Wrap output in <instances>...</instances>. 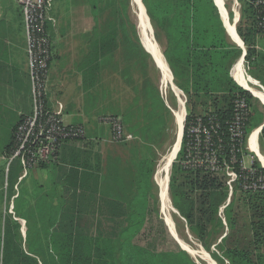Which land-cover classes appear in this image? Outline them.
<instances>
[{
    "label": "trees",
    "instance_id": "obj_1",
    "mask_svg": "<svg viewBox=\"0 0 264 264\" xmlns=\"http://www.w3.org/2000/svg\"><path fill=\"white\" fill-rule=\"evenodd\" d=\"M142 3L153 26L167 33L168 45L164 56L176 86L194 101V106L192 105L189 114H186L185 132L189 121L194 117L213 115L221 122L225 134V122L232 115L233 101L237 97H245L250 106L251 95L235 84L229 76V67L239 56L240 50L227 42L212 0H142ZM247 5L250 8L249 4ZM122 6L125 14L127 8L125 1ZM114 11L117 12V8L114 7ZM115 24H117L116 21L111 22L112 27L123 29L122 38L113 34L110 38L102 37L98 40L96 50L92 54L96 65L92 64L84 68V72L91 74L92 78V83L88 80L87 88L95 86L94 76L97 77V84L99 83L102 70L100 64L106 53L113 52L122 46L123 56L127 57L130 63L129 66L125 65L122 68L128 77L127 81L125 78V85L138 93L140 101L146 103L145 107L150 111L149 119H158L155 126L153 125V130H156V126L163 123L166 113L155 84L144 74L147 54L136 40V31L131 27V30L127 31L125 22L121 24L120 21L117 26ZM190 29L193 33L192 39ZM239 34L247 43L248 53L251 55L249 30L243 33L239 29ZM170 52L173 53L174 61L181 67L180 73L172 66ZM263 61L264 56H262ZM189 66L193 72L192 83H189ZM138 69H141L144 74L141 81L135 77ZM260 77L264 84V75ZM197 104L202 107L209 106L211 110L207 108L206 113L197 114L195 107ZM130 109L131 106L126 107L120 117L124 128L128 125V130L136 135L131 125L133 121L129 120V117L134 114L129 111ZM114 115L119 114L116 112ZM255 119L256 117L250 112L247 134L250 133L252 121ZM17 124L12 127L8 144L2 150V153L7 156L13 150L14 131ZM125 130L128 133V130ZM0 134L7 138L9 133ZM260 140L264 145V127L260 132ZM184 143L185 136L177 156L176 170L170 177L169 190L173 207L183 217L189 231L201 241L219 264H264V188L248 191L235 186L229 203L225 205L228 187L222 175L181 166ZM48 165V163L42 164L39 168ZM152 165V160L148 157H143L136 163L130 211L124 212L123 218L121 213L119 214L122 222L126 224H118L116 227L118 231L111 235H105L103 232L90 233L86 227L91 226H75L72 211H59L61 206L68 208L65 196L57 197L58 201L65 197V201L64 199L61 201L62 205L52 206L50 200L42 199L46 201L36 213L32 214L31 223L18 208L17 198L20 193L18 192L13 198L15 216L29 221H27L24 242L26 248L20 247L19 242L15 247L11 246L14 240L12 239L13 229H17L20 225L17 222L12 223L10 216H5V229L9 239L1 248L0 264H10V260L12 264H198L178 245L173 251L158 252L134 242V238L142 230L149 199L153 197ZM80 166L83 171L79 172V182L81 191L84 193L83 188L84 186L88 188L89 177H91L88 171V155L82 157ZM253 166L257 173L264 177V168L256 161L253 162ZM10 168L11 165L7 173L6 198L10 196L9 192L13 191V186L15 187L17 182L15 177L10 176ZM76 173L78 171H75ZM62 183L64 185V182ZM2 195H0V204ZM14 195L15 193L12 196ZM81 198L85 200V196L82 195ZM221 208H223L222 212ZM75 214L78 217L84 215L81 212ZM170 234L172 235L171 231ZM210 235H212L211 239L215 235V239L208 242L207 238ZM172 237L175 239L173 235ZM215 242H218L216 247L219 254L213 253L210 249ZM0 244H2L1 237Z\"/></svg>",
    "mask_w": 264,
    "mask_h": 264
},
{
    "label": "crops",
    "instance_id": "obj_2",
    "mask_svg": "<svg viewBox=\"0 0 264 264\" xmlns=\"http://www.w3.org/2000/svg\"><path fill=\"white\" fill-rule=\"evenodd\" d=\"M8 1L9 7L17 11L14 12L13 10L12 13L9 12L0 18V133H9L7 138L2 134L0 135L2 136L1 142H5L6 145L10 139L12 127L17 124L22 116L30 114L32 108L24 21L21 11L17 9L19 5L17 6L16 0ZM212 2L217 9L227 42L240 50L239 56L229 67V76L235 84L251 95V113L256 119L252 121L250 133L254 129H258V135L256 152L255 150L248 151L253 157V162L256 161L263 167L264 145L260 140V132L264 127V100L256 95L253 90L255 89L264 95V84L260 77L264 75V61L262 62L264 35H260L258 31L256 32L254 13L250 5V8H248V0H244L246 5L243 9L240 7L237 14L234 11H228L226 3H224L225 17L219 5H217L218 3L215 0H212ZM122 5V0H52L51 2L50 14L54 21L47 28L48 36L51 39V61L49 64L46 105L50 109L60 110L63 122L67 125H83L87 130V138L63 143L53 163H49L44 168L36 167L32 169L34 174L31 175L29 181L34 186L41 184L46 186V189L36 188L31 195L38 199L46 198L50 200L52 206L55 204L62 205L61 201L63 199L65 201L66 197L68 208L61 206L59 211H72L75 226L93 225L90 222H93L94 226H99L102 224L99 221L103 220L118 221L121 219L122 221L123 213L130 211V198L134 194L135 181L133 180V174H131L134 169L130 162L134 165L136 159L134 160L135 156L132 158L129 155L127 149L129 147L127 143L132 139L121 142L111 141L110 129L100 124V126L97 124L92 125L91 119L95 117L92 115L94 111L87 109L86 103L83 104L85 99L90 98L86 95L90 94L95 89L94 87H97V77L94 76L95 86L87 88V82L88 80L91 82L92 78L91 74L84 72V68L95 64L92 54L96 50L98 40L102 37L105 39L110 38L113 34L122 38L123 29L112 27L111 22L116 21L117 24L120 21L121 24L125 22L127 31H129L126 21L128 20V14H124ZM114 7L117 8V12L114 11ZM224 18L229 23H233L237 38L225 25ZM117 24L115 25L117 26ZM239 29L243 33L249 30L251 55L248 53L247 43L239 34ZM160 35L163 37L165 50H167V33L160 29ZM191 36H193V33L190 29ZM137 39L139 38L137 37ZM139 42L144 53L151 56L160 72L162 69L156 64L152 54L145 50L140 39ZM123 51L121 46L113 52H107L101 60L100 66L102 69L108 66L116 68L121 65L129 66L130 63L127 57L123 56ZM162 55L166 61L163 53ZM170 58H172V66L180 73L181 67L174 61L172 52H170ZM166 63L171 72L172 80V71L167 61ZM192 73V68L189 66V83L193 82ZM104 75H109L111 82L114 84L119 83L114 72H105ZM168 83V80H164V84ZM120 84H122V87H115L116 92L118 89L124 90V88H127L125 82L120 81ZM175 88L180 90L176 86ZM113 95L115 94L113 93ZM207 108L211 110L209 106L202 107L200 105V110L197 109L196 113L204 114L208 110ZM184 114H187L185 108ZM4 124L9 125L7 131L2 130ZM176 124H178L177 118ZM105 137H107V141H103ZM5 146L1 144L2 150ZM2 150L0 160L5 161L7 165V155L2 153ZM259 153L262 160L258 157ZM86 155H88V171L91 177H89L88 188L84 186V193H82L79 172L83 171V168L80 166V162L82 157ZM247 164H249V161ZM5 169L8 172L9 167L7 169L6 166ZM75 171H78V173L75 174ZM19 175L18 172V175L15 176L17 182ZM28 176L29 173L26 177ZM62 182H64V185ZM17 194L18 192L15 193L14 197ZM82 195L85 196V200H82ZM59 196L65 197L58 201L57 197ZM12 207L14 209L13 200ZM77 212L84 215L78 217L75 214ZM87 213H93V216L90 217ZM120 213L122 218L119 216Z\"/></svg>",
    "mask_w": 264,
    "mask_h": 264
},
{
    "label": "rangeland",
    "instance_id": "obj_3",
    "mask_svg": "<svg viewBox=\"0 0 264 264\" xmlns=\"http://www.w3.org/2000/svg\"><path fill=\"white\" fill-rule=\"evenodd\" d=\"M123 1H125V4L128 7L126 8V13L128 14V20L125 19L128 23V28L130 30L132 28L134 31H136L137 37L140 39V36L138 34L139 33L138 19L135 13V6L133 5L132 0H123ZM237 2H239L242 5L241 7L243 9V7L245 6L244 0H237ZM224 3H226V9L232 12L233 11V0H224ZM9 6L10 5H9L8 0H0V18L9 12L11 13L13 12L14 9ZM223 7H224V4H223ZM50 8L51 6L49 7V10L47 12L49 20H47L45 24L46 31H47L48 25L54 21L50 14ZM17 9L21 11V15L24 21V16H23L20 6L17 7ZM16 11L14 10V12ZM150 24H151V27H149V29L150 31L152 30L151 33L153 32L152 33L153 38L158 44L160 51L164 54L165 43H164L163 37L160 35V30L154 27L151 22ZM139 39H136V40L139 42ZM145 65H146V68L144 70V74L148 76V78L151 79L153 83L155 84L158 90V96L160 100L162 101V105L166 113V117L163 123L156 126L157 128L156 130L155 129L153 130V125L155 126V123L158 121V119L157 118L149 119L150 111L147 110L149 108L146 109L145 107L146 103L144 101H140V96L138 95V93H135L129 87L124 88V90L118 89L117 92L114 90L115 87H119V86L122 87V84L119 85L120 81L124 82L125 78H126V81L128 79V77L124 74V71L122 70L124 65L123 66L121 65L117 68L114 66H108L106 68H103L101 70L100 81L97 84V87H94L95 89L90 94L86 95V97L90 96V98L85 99L83 101V104L86 103L87 109H92L91 111L95 112V113L94 112L92 113V115L95 116L94 119L93 118L91 119L92 125L93 124L99 125L100 122H98V119H101L102 117L106 115H114L116 112H118L119 114L116 117L119 118L120 121L122 122L121 117H120L122 111H124L126 107L131 106V109L129 111L132 114L133 113L134 114L129 117V120L133 121L131 125L134 127L136 135H134V133H131L128 130L129 129L128 125L125 124L126 127L124 128L128 130V134L131 136V139H132V140L130 139L131 141L127 143V145H129V147H127V149L129 150V155L132 158L135 156L134 160L136 159L135 161L133 160L134 165L131 162L130 164L134 169L138 160H140L143 157H148L149 159L152 160V163H153L152 165L153 174H152V180H151V183H152L151 192H152L153 197H150L149 199V202L147 204L144 223L142 225V230L134 238V242L136 244H139L140 246H143L145 248L158 251V252L173 251L176 245H178L181 249L184 250V248L181 247L180 244L172 237V235L170 234L169 228L165 222L166 220L165 213L163 212V208L161 207L162 200H161L160 187L158 188L157 168L159 167V165L163 164L164 168L166 170H169L168 196H169V199L172 205L171 195H170V190H169V183H170V177L172 173L176 170L175 167L177 164L176 163L177 158L174 159L175 154H173L172 159L170 160L168 164L165 163L164 160L168 152L172 149L176 141L177 134H178V127L176 124L175 112L180 109V106H181L180 103L183 102V107L185 108L186 113L189 114L190 108L192 107V105L194 106L193 104L194 101L193 99L191 100L189 99V95H185L184 93H182L181 89L180 90L177 89L178 91H176V89L174 88L176 86V81L174 77L171 80L174 87H172L169 83L164 84L163 73L162 71L159 72L157 66L155 65L154 61L152 60L149 54H147V58H145ZM105 72L106 73L114 72L115 78L119 80V83L114 84L113 82H111V78L109 77V75H104ZM144 74L141 69L140 70L138 69L135 77L138 78V81H141L144 77ZM46 87H47L46 92L48 93V81H47ZM113 93L115 95H113ZM30 98H31V103H33L31 84H30ZM195 107L200 110V104H197V106ZM31 111H32V108H31ZM8 127L9 125L4 124L2 126V130L7 131ZM1 137L2 136L0 135V153L2 150L1 144H3L4 146L6 145L5 142L4 143L1 142ZM85 138H87V130H86ZM103 141H107V137L103 138ZM123 145H126V144H123ZM248 161H250L249 156H245V162L248 163ZM6 166H7L6 162L0 160V195L3 194L1 197V204H0V237L2 238V244H0V259H1V248L3 247V243L6 244L9 239V234L6 232V229H5L6 227L5 216L6 217L10 216V218L12 219V223L17 222L20 225L17 229H13L12 239L14 240L11 246L15 247L16 244L19 242L20 247H23L25 249L26 245H24V242L26 239V227L28 226L27 221L30 220V222L32 223V220H33L32 214L36 213L39 210V207L43 206V202L46 201V200L43 201L42 199H38L36 197H32L31 194L34 193V190H36V188L46 189L45 188L46 186L44 184L37 185V186L32 185L29 180L31 178V175L34 173H33V170L29 171L28 172L29 176L24 177L21 181H18L16 185L14 184L15 187L13 186V191L11 190V192H9L10 196H12L14 193L20 192L17 198L18 208L20 209L21 213L24 214L28 218V220L26 221L25 219L17 218L15 216V210L13 209V207L11 209L12 200L14 196L12 197L9 196L6 198V195H5V193H7L6 189H8L7 188V177H8L7 173L8 172L5 169ZM10 171H11L10 172L11 177H15L16 175H18L19 164L17 161L11 164ZM133 173L134 172L132 171L131 174ZM43 179L45 180L44 177ZM132 188H133V185H132ZM171 207L173 208L172 218L174 220L176 235L182 241H184L187 245H189V247L193 249L194 252L198 256H200L199 258L195 257L194 255L191 254V252H188L185 249V251L189 254V256L194 260V262L198 264H209V262L212 264H219L212 257L211 252H209V250H207L203 246L201 241L189 231V229L186 226L185 220L183 219L181 215H179L178 212L175 211L176 209L173 207V205ZM222 209H221V212H222ZM87 215L91 217L93 216V213H87ZM220 216L221 217L223 216L222 213H220ZM90 223H92L93 225H91V227L88 226L89 228L86 227V230H89V232L93 234H95L96 232L98 233L103 232V234L105 235H111L115 233L116 231H118V228H116L118 224L120 223H123V225L126 224V222H122L121 219L118 221L117 220L99 221V223H102L99 226L98 225L94 226L93 222H90ZM11 227H13V225ZM18 236H19V241H18ZM210 237H212V235H210L207 238L208 242H211L215 239V235L213 236L212 239ZM218 242H215V244H212L210 247L211 251L215 254L216 253L219 254L218 247H216V244ZM10 264H12V260H10Z\"/></svg>",
    "mask_w": 264,
    "mask_h": 264
},
{
    "label": "built area",
    "instance_id": "obj_4",
    "mask_svg": "<svg viewBox=\"0 0 264 264\" xmlns=\"http://www.w3.org/2000/svg\"><path fill=\"white\" fill-rule=\"evenodd\" d=\"M24 16L28 74L32 85V111L21 118L14 131L13 150L7 156V169L17 161L21 181L32 169L55 160L60 146L67 141L84 139L86 131L82 125H66L60 110L47 107V81L51 61V39L46 31L48 10L52 0H16ZM253 9L254 23L260 35H264V0H248ZM240 3L233 0V11L240 10ZM251 108L245 97L233 101L232 115L225 122V134L219 119L213 115L196 116L191 119L185 132L183 119L180 145L183 138L184 155L180 164L186 169H202L222 175L228 187L229 203L233 189L257 191L264 188V177L257 173L250 155V135L247 134ZM99 124L110 129V139L121 142L131 139L119 118L106 115L98 119ZM226 135V137L224 136ZM249 156V164L245 156ZM224 207V206H223ZM12 209V205H11ZM222 209V208H221Z\"/></svg>",
    "mask_w": 264,
    "mask_h": 264
},
{
    "label": "bare ground",
    "instance_id": "obj_5",
    "mask_svg": "<svg viewBox=\"0 0 264 264\" xmlns=\"http://www.w3.org/2000/svg\"><path fill=\"white\" fill-rule=\"evenodd\" d=\"M219 5L223 16H226V13L224 11L223 8V4H224V0H215ZM133 5L135 6V13H136V17L138 19V29H139V36H140V41L143 44V46L145 47V49L152 54L153 59L155 60L156 64L159 66V68H161L162 72H163V82L164 80H168L169 84L174 87V85L171 82V76L169 74V71L167 69L165 60L162 56V53L158 47V44L156 43L155 39L153 38V35L149 29L150 24L148 23L147 17L144 13V8L140 2V0H132ZM237 14V11L235 12ZM225 19V25L227 26V28L229 29V31L233 34V36L235 38L236 37V33L234 31V25L233 23H229L228 20L226 18ZM152 29V28H151ZM242 84H244L243 81H241ZM245 85V84H244ZM248 87V86H246ZM175 88V87H174ZM250 88V87H249ZM176 89V88H175ZM253 90V89H252ZM176 91H178L176 89ZM253 92L258 95L260 98H262L264 100V95L260 92H258L257 90H253ZM180 109L178 111L175 112V117L177 118V127H178V134H177V138L176 141L172 147V149L168 152V154L165 157V163H169L170 160L172 159L173 154H176L178 149H179V145H180V137H181V132H182V124H183V118L184 116V107H183V102L180 103ZM257 135H258V129H254L250 135L249 141H250V147L251 149L255 150L256 152V139H257ZM258 154V153H257ZM175 156V155H174ZM259 159L262 160V157L259 153L258 155ZM264 163V161H262ZM163 163V162H162ZM167 166V165H166ZM170 168V167H169ZM157 180H158V188L160 187V192H161V207L163 208V212L165 213V222L168 225V228L170 229L172 235L175 237V239L178 241V243L181 245V247H183L184 249H186L188 252H191L192 255H194L195 257H200L198 256L193 249H191L189 247V245H187L184 241H182L177 235H176V231H175V226H174V220L172 218V205L168 196V180H169V170H166L163 166V164L159 165V167L157 168ZM171 213V214H170ZM168 222V223H167ZM172 229V230H171ZM210 261V260H209ZM209 264H212L209 262Z\"/></svg>",
    "mask_w": 264,
    "mask_h": 264
},
{
    "label": "water",
    "instance_id": "obj_6",
    "mask_svg": "<svg viewBox=\"0 0 264 264\" xmlns=\"http://www.w3.org/2000/svg\"><path fill=\"white\" fill-rule=\"evenodd\" d=\"M140 2H141V4H142V6H143V8H144V13H145V15H146V17H147V20H148V23L150 24V21H149V17H148V15L146 14V10H145V7H144V5H143V3H142V0H140ZM150 26H151V24H150ZM145 48V47H144ZM146 50V49H145ZM147 51V50H146ZM148 52V51H147ZM163 56V55H162ZM165 63H166V61H165ZM166 66H167V69H168V71H169V74H170V76H171V78H172V75H171V72H170V70H169V68H168V65H167V63H166ZM263 168H264V166H263ZM175 210V209H174ZM176 211V210H175ZM177 212V211H176ZM176 240V239H175ZM177 241V240H176ZM181 246V245H180ZM185 250V249H184Z\"/></svg>",
    "mask_w": 264,
    "mask_h": 264
}]
</instances>
